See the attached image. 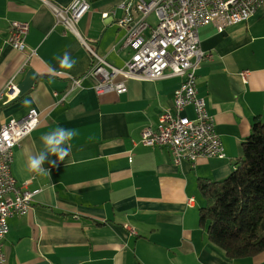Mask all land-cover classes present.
<instances>
[{"label": "crops", "instance_id": "1", "mask_svg": "<svg viewBox=\"0 0 264 264\" xmlns=\"http://www.w3.org/2000/svg\"><path fill=\"white\" fill-rule=\"evenodd\" d=\"M71 1L0 0V89L8 80L16 86L14 97L0 103V120L20 118L31 107L40 113L12 155L17 185L39 191L27 214L8 219L4 264H264V250L229 259L207 238L197 190L198 178L222 180L235 168L252 123L264 121V4L246 22L198 29L200 47L212 57L200 61L196 87L225 156L175 163L167 146L138 141L162 111H173L181 77L128 79L126 91L98 94L86 75L94 60L83 40L112 66L129 59L131 50L122 45L127 26L120 21L121 3L132 0H86L76 33L51 11ZM155 20L150 13L148 23ZM11 21L29 26L22 51L6 42ZM65 52L77 61L70 70L57 59ZM74 78L79 86H72ZM181 113L194 114L191 106ZM57 126L77 132L64 161L45 162L48 172H25L27 158L42 148L40 136Z\"/></svg>", "mask_w": 264, "mask_h": 264}, {"label": "built area", "instance_id": "2", "mask_svg": "<svg viewBox=\"0 0 264 264\" xmlns=\"http://www.w3.org/2000/svg\"><path fill=\"white\" fill-rule=\"evenodd\" d=\"M263 4L264 0L123 2L124 17L120 24L127 26V32L122 45L130 48L129 59L122 67L112 66L83 40V45L94 60L86 75L95 79L94 89L98 94L107 91L122 93L126 91L128 79L151 81L164 76L181 77L173 93V111H162L156 127L143 128L138 142L145 146H167L175 163L182 160L192 162L199 157L223 158L224 147L215 130L213 117L196 87L200 61L212 57L211 53L200 47L198 29L208 22H215L218 31L246 22ZM88 9L86 0H72L64 8L51 6L57 21L75 33L77 22ZM150 13L156 17L154 25L147 21ZM102 16L106 17L107 14L103 13ZM28 30L25 22H9L6 42L17 50H24ZM33 53L30 51L28 57ZM243 73L246 78L248 71L244 70ZM70 82L72 86H79V79L74 78ZM15 91V84L8 80L0 89V103L4 97H14ZM187 106L192 107V117L181 113ZM39 122L40 113L35 107L29 108L20 118L0 120V264L5 262L2 239L8 231V219L27 214L33 195L39 191L19 187L10 171L15 147ZM131 231L134 232L133 229Z\"/></svg>", "mask_w": 264, "mask_h": 264}, {"label": "trees", "instance_id": "3", "mask_svg": "<svg viewBox=\"0 0 264 264\" xmlns=\"http://www.w3.org/2000/svg\"><path fill=\"white\" fill-rule=\"evenodd\" d=\"M235 168L222 180L198 178L199 223L229 258L264 250V121L255 120Z\"/></svg>", "mask_w": 264, "mask_h": 264}, {"label": "clouds", "instance_id": "4", "mask_svg": "<svg viewBox=\"0 0 264 264\" xmlns=\"http://www.w3.org/2000/svg\"><path fill=\"white\" fill-rule=\"evenodd\" d=\"M60 67L72 69L77 61L65 52L63 57H58ZM77 132L72 128L57 126L52 131L40 136L42 148L39 153L30 155L25 163L24 171L28 173L48 172L43 165L47 162L52 167L58 166V163L64 161L71 149V141L76 137ZM55 156L56 159H50Z\"/></svg>", "mask_w": 264, "mask_h": 264}, {"label": "rangeland", "instance_id": "5", "mask_svg": "<svg viewBox=\"0 0 264 264\" xmlns=\"http://www.w3.org/2000/svg\"><path fill=\"white\" fill-rule=\"evenodd\" d=\"M242 71H244V70H242ZM242 71H240L239 74L241 75V77L243 76L244 79H245V76H244L245 73L242 74ZM243 77H242V78H243ZM155 127H156V126H155ZM155 127H154V128H155ZM141 133H142V131H141ZM141 133H140V134H141ZM190 162H191V161H190ZM192 162H194V161H192Z\"/></svg>", "mask_w": 264, "mask_h": 264}, {"label": "bare ground", "instance_id": "6", "mask_svg": "<svg viewBox=\"0 0 264 264\" xmlns=\"http://www.w3.org/2000/svg\"><path fill=\"white\" fill-rule=\"evenodd\" d=\"M146 127H150V126H146ZM145 128V127H144ZM8 230H9V227H8ZM8 233V231L6 232V234ZM6 234L4 235V237H3V239H2V249H3V240H4V238H5V236H6Z\"/></svg>", "mask_w": 264, "mask_h": 264}]
</instances>
